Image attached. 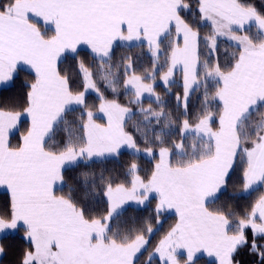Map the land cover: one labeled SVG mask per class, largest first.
<instances>
[{
  "label": "snow or ice",
  "instance_id": "6c2138e0",
  "mask_svg": "<svg viewBox=\"0 0 264 264\" xmlns=\"http://www.w3.org/2000/svg\"><path fill=\"white\" fill-rule=\"evenodd\" d=\"M191 8V0H0V84L13 81L21 66L33 74L23 102L0 107V189L6 195L0 233L23 231L30 246L20 264H137L152 222L126 230L112 222L127 202L143 205L153 194L155 222L167 210L176 221L149 264L157 254L160 264H197L198 253H207L212 264H240L243 248L264 264L258 242L264 240V10L248 0H196L198 15L190 20L183 13ZM201 22L211 28L203 36L193 26ZM221 37L236 48L223 63ZM117 42L128 48L146 42L151 72L138 75L131 56L114 64ZM80 45L94 63L76 60L74 87L73 74L59 62L66 54L77 58ZM176 72L182 93L173 94ZM158 75L175 96V117L156 94ZM121 79L127 104L119 99ZM200 88L193 119L189 100ZM89 90L98 94V106L87 103ZM145 93L156 107H143ZM129 105L138 106L140 120ZM77 106L79 115L70 121ZM122 149L155 162L142 175L133 160L123 179L82 171L63 192L66 170L117 159ZM237 168L243 192L260 194L240 211L213 207ZM101 199L103 212L95 207Z\"/></svg>",
  "mask_w": 264,
  "mask_h": 264
},
{
  "label": "trees",
  "instance_id": "16d2710c",
  "mask_svg": "<svg viewBox=\"0 0 264 264\" xmlns=\"http://www.w3.org/2000/svg\"><path fill=\"white\" fill-rule=\"evenodd\" d=\"M249 3L256 6L260 10H264V0H248ZM192 8L186 10L183 15L192 20L196 15H198V10L196 9V0H191ZM194 27H198L201 35H206L211 31L210 25L206 22H201L199 24H194ZM41 27H44L41 24ZM219 45V58L220 61L223 63L227 58H230L231 54L236 51L235 46L230 45L226 42L220 40L218 41ZM203 48V44L201 45ZM79 56L74 58L72 55H66L64 59L61 61L59 67L61 69L68 70L71 74H73L74 79L76 80L75 86L79 85V76L75 74V66L76 60L82 59L85 61L86 64L91 65L94 63L93 57L90 54V51L86 48H82L78 50ZM131 56L134 61V69L138 75H147L151 72L153 67V57L150 53L147 45H138L132 48L122 47L120 43L114 46L113 49V63H119L121 57ZM164 63V55L161 54L159 64ZM166 69H161L160 75ZM122 73V70H121ZM180 73H175V78L177 83L172 85L171 92L174 94L176 92L182 93V88L179 86L181 81L179 79ZM33 79V74L30 71L18 69L16 75L11 82V85L7 87L0 88V107H7L13 104H20L23 102V97L27 91L25 85L30 83ZM159 75L157 76V80L154 83L155 91L157 95H160L166 102L167 107L166 111L173 112L174 117L175 115H179L178 112L175 111V96L172 94H167L165 92V88L162 82H159ZM151 82V81H146ZM98 86L101 92L104 93L109 99L113 98V95L110 89L105 87V84L102 80L97 81ZM203 98V88L195 89L189 100V115L193 119L199 113L201 108V101ZM119 99L121 102L127 104L128 100L130 99V94L125 95L123 86H122V79H121V86H120V96ZM87 103L89 106H98L99 100L96 99L93 95L86 96ZM144 108H148L149 106L156 107L154 103V97H146L141 99ZM132 107L133 112L137 113V105H129ZM80 108H76L74 112L69 113L68 119L71 121L76 116L79 115ZM183 117H181L182 119ZM141 117L137 113L134 116V121L140 120ZM132 122L129 123L128 130H132ZM176 125L172 126V139H177L178 136L175 132ZM14 136L12 138V142L15 143L18 137ZM64 133H58L56 139H59L63 136ZM141 148H143V143H141ZM135 160L137 163H143L147 170L152 166L155 162L153 160H145L140 156H133L131 151L122 150L121 155L117 159H109L103 162L94 161L91 163L89 167H85L81 164L79 167L68 169L65 172V177L67 180V184L63 188V192L67 193L68 188L73 185L74 178L79 175L82 171L93 172L99 175L103 172L106 176H119L123 179L124 170L127 168V165ZM142 165V164H141ZM143 175V173L141 172ZM240 169L237 168L236 171L232 174V177L228 183L226 190H224L219 198L217 199L216 203L213 204V207H220L225 205H231L232 207L236 208L238 211L243 210L246 206L250 205L257 196L260 194L259 192H254L250 196L245 194L242 189V185L240 184ZM58 194H60L58 192ZM6 200V195L4 193H0V209L3 208L4 202ZM157 202L156 198L151 200V206L155 205ZM99 212H103L105 210L106 205L104 204L103 200L95 205ZM152 207H145L142 209L141 212L136 211L132 207H127V209L123 210L118 217L115 218L113 227L118 228L120 230H126L129 228H135L136 226L140 227L143 226L146 221H151L152 226L156 229V233L154 236L149 240V244L146 250L139 256L137 264H149V254L154 251L156 241L160 240L166 232L170 229V227L175 223L176 217L175 214L167 213V211H162L159 219L164 220L160 226L155 222V211L151 209ZM140 213V214H139ZM249 241H251L252 234L250 231L247 233ZM24 233L23 231H13L3 235L0 238V245L4 247V252L0 255V264H20V259L22 257L23 252L29 248V243L23 238ZM259 243H264V240L258 241ZM236 259L240 262V264H259V257L255 254H250L247 248H243L237 254ZM157 262V263H155ZM151 264H159L156 258H152ZM197 264H212V261L206 259L205 257H199L197 260Z\"/></svg>",
  "mask_w": 264,
  "mask_h": 264
},
{
  "label": "rangeland",
  "instance_id": "374dc122",
  "mask_svg": "<svg viewBox=\"0 0 264 264\" xmlns=\"http://www.w3.org/2000/svg\"><path fill=\"white\" fill-rule=\"evenodd\" d=\"M43 25V24H42ZM220 40L222 41H224V42H226V43H228V44H230V45H233V46H235L234 45V42H232V41H229L226 37H221V38H219V42H220ZM117 44H119V42H117ZM116 44V45H117ZM82 48H86V49H88L89 51H90V49L88 48V47H81L80 49H82ZM79 50V49H78ZM64 59V58H63ZM60 65V64H59ZM20 69H22V68H20ZM23 70H25V69H23ZM17 73V72H16ZM16 73L14 74V76L16 75ZM159 82H161L160 81V79L158 80ZM12 82V81H11ZM11 82H8L7 84H0V88H3V87H7V86H9V85H11ZM87 95H93L96 99H98V94L95 92V91H93V90H89L87 93H86V96ZM146 97H149V94H147V93H145L144 94V96L141 98V99H143V98H146ZM99 100V99H98ZM100 102V101H99ZM76 108H79V107H76ZM97 115L98 116H100V115H102V114H99V113H97ZM122 150H127V151H130V150H128V149H122ZM121 150V151H122ZM140 157H142V158H144L145 160H148V161H150L151 160V158H149V157H147V156H145L144 155V153L143 152H141V154L139 155ZM142 164V165H141ZM140 166H141V169H142V173L143 174H145L146 173V168H145V166L146 165H144L143 163H140ZM152 199H155V194H153V196L150 198V200L148 201V202H146L145 204H143V205H139V204H137L135 201H129V202H127L125 205H123L122 206V209H120L119 211H120V213L123 211V210H125V209H127V207H132L133 209H135L136 211H139V212H141L142 211V209L143 208H145V207H152L151 209L152 210H154L155 209V205H156V203H155V205H153V206H151L152 204H151V200ZM167 213H172L171 212V210H167ZM140 214V213H139ZM118 217V216H117ZM160 220V219H159ZM164 220H162L161 219V222L158 224V226H160V224L163 222ZM112 223H114V221L112 222ZM138 226H136L135 228H137ZM156 231V229H154V231H153V233L148 237V239L150 240L153 236H154V234L156 233L155 232ZM11 232H13V231H11ZM8 232H6V234H7ZM10 233V232H9ZM2 235H5V233H0V236H2ZM158 243V240L156 241V243H155V245ZM147 248V247H146ZM146 250V249H145ZM145 250H143L142 251V253L145 251ZM154 252V251H153ZM141 253V254H142ZM141 254H139L138 255V258H139V256L141 255ZM1 255V254H0ZM153 258H156L157 259V261L159 262V264H160V261H159V257H158V254L156 255V256H154ZM155 263H157V262H155ZM144 264V263H143ZM146 264V263H145Z\"/></svg>",
  "mask_w": 264,
  "mask_h": 264
},
{
  "label": "crops",
  "instance_id": "0c3cea01",
  "mask_svg": "<svg viewBox=\"0 0 264 264\" xmlns=\"http://www.w3.org/2000/svg\"><path fill=\"white\" fill-rule=\"evenodd\" d=\"M144 45H147L146 42L144 43ZM83 46H84V47H87L86 45H80L78 49H80V48L83 47ZM66 55H72V54H66ZM66 55H65V56H66ZM63 58H64V57L61 58V61L63 60ZM61 61L59 62V64L61 63ZM20 68L25 69V70L31 72V70L28 69L27 66H21ZM20 68H18V69H20ZM31 73H32V72H31ZM77 107H78V106H77ZM0 193H4V194H5V190H4V189H0ZM171 212H172V214H174V211L171 210ZM175 217H176V216H175ZM8 233H9V232H8ZM5 235H6V233H5ZM2 236H3V235H2ZM2 236H0V238H1ZM198 257H205L206 259H208V260H210V261H213V258H212V257H209V256L207 255V253H198Z\"/></svg>",
  "mask_w": 264,
  "mask_h": 264
},
{
  "label": "bare ground",
  "instance_id": "6f19581e",
  "mask_svg": "<svg viewBox=\"0 0 264 264\" xmlns=\"http://www.w3.org/2000/svg\"><path fill=\"white\" fill-rule=\"evenodd\" d=\"M223 41V40H222ZM224 42V41H223Z\"/></svg>",
  "mask_w": 264,
  "mask_h": 264
}]
</instances>
